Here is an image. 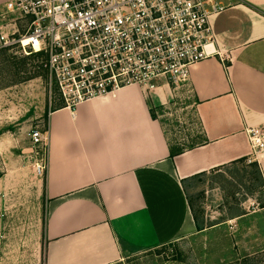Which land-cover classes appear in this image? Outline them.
<instances>
[{"label": "crops", "instance_id": "obj_1", "mask_svg": "<svg viewBox=\"0 0 264 264\" xmlns=\"http://www.w3.org/2000/svg\"><path fill=\"white\" fill-rule=\"evenodd\" d=\"M219 1L210 25L228 58L194 63L185 83L199 127L193 146L169 156L148 103L159 91L129 86L48 110L43 264H111L202 231L183 182L246 158V127L264 133V0ZM254 162L264 189V146Z\"/></svg>", "mask_w": 264, "mask_h": 264}, {"label": "rangeland", "instance_id": "obj_2", "mask_svg": "<svg viewBox=\"0 0 264 264\" xmlns=\"http://www.w3.org/2000/svg\"><path fill=\"white\" fill-rule=\"evenodd\" d=\"M35 62L0 49V264H43L44 259V173L36 170L44 152L30 143L28 133L45 129L48 110L60 101ZM159 95L148 103L171 149L198 142L185 85L169 83ZM183 187L202 231L111 264H241L244 255L264 264V189L250 155L191 176Z\"/></svg>", "mask_w": 264, "mask_h": 264}, {"label": "built area", "instance_id": "obj_3", "mask_svg": "<svg viewBox=\"0 0 264 264\" xmlns=\"http://www.w3.org/2000/svg\"><path fill=\"white\" fill-rule=\"evenodd\" d=\"M224 8L219 0H6L0 49L35 59L48 89L72 109L124 87L148 94L169 83L182 86L194 63L212 56L224 62L228 56L216 48L210 25ZM245 131L256 161L264 133ZM28 136L44 152L36 163L42 175L46 127Z\"/></svg>", "mask_w": 264, "mask_h": 264}, {"label": "trees", "instance_id": "obj_4", "mask_svg": "<svg viewBox=\"0 0 264 264\" xmlns=\"http://www.w3.org/2000/svg\"><path fill=\"white\" fill-rule=\"evenodd\" d=\"M61 106V104L59 105V106H56V107H60ZM151 117H153V115H152V113H151ZM191 146H193V144L192 145H190L189 147H191ZM188 147V148H189ZM182 151V149H179V150H172L171 149V147L169 146V156H173V155H175V154H178L179 152H181ZM242 159H244V158H239V159H237L236 161H240V160H242ZM235 162V161H234ZM197 174H200V173H197ZM197 174H194V175H192V176H195V175H197ZM190 178V177H189ZM188 179V178H187ZM261 182V181H260ZM187 203H188V206H189V209H190V211H191V206H190V202L188 201V199H187ZM264 206V204H261L260 205V207H263ZM191 214H192V212H191ZM192 218H193V221H194V223H195V227H196V230H200V229H202V226L201 225H199V223L197 222V219H196V217H195V215L193 214L192 215ZM261 252H264V251H261ZM241 264H254V260H253V257H250V256H248V255H244V256H242V258H241Z\"/></svg>", "mask_w": 264, "mask_h": 264}]
</instances>
